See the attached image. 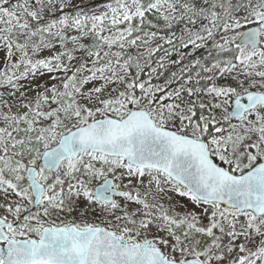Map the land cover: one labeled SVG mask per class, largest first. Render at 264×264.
Listing matches in <instances>:
<instances>
[{
    "label": "snow or ice",
    "instance_id": "obj_1",
    "mask_svg": "<svg viewBox=\"0 0 264 264\" xmlns=\"http://www.w3.org/2000/svg\"><path fill=\"white\" fill-rule=\"evenodd\" d=\"M0 264H264V0H0Z\"/></svg>",
    "mask_w": 264,
    "mask_h": 264
}]
</instances>
